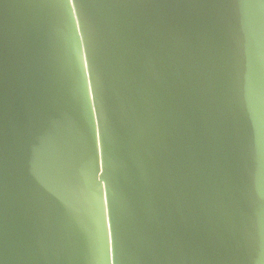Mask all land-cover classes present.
Here are the masks:
<instances>
[{"label":"water","instance_id":"obj_1","mask_svg":"<svg viewBox=\"0 0 264 264\" xmlns=\"http://www.w3.org/2000/svg\"><path fill=\"white\" fill-rule=\"evenodd\" d=\"M136 2L78 9L128 201L117 264H264V4ZM68 11L0 0L4 264H107Z\"/></svg>","mask_w":264,"mask_h":264},{"label":"snow or ice","instance_id":"obj_2","mask_svg":"<svg viewBox=\"0 0 264 264\" xmlns=\"http://www.w3.org/2000/svg\"><path fill=\"white\" fill-rule=\"evenodd\" d=\"M236 3L246 4L250 0H235ZM57 7L69 10L64 17V24L69 30L71 38L75 41L72 48L76 63V79L79 97L86 107L87 125L89 126L88 151L92 164L93 201L98 219L106 233L107 264H117L116 237L121 231V244L123 234L121 229L120 208L127 207L126 195L118 194L119 179L114 175V145L116 138L113 133L109 118V103L100 77L97 45L93 35V24L85 17L88 23V35H85L84 23L81 20L80 8L88 7H130L142 6L136 0H54ZM264 4V0H260ZM78 10V12H77ZM83 24L82 31L77 29L78 24ZM86 40L82 46L81 42ZM91 47V53H90ZM96 66L94 78L93 68ZM99 85V99L97 95ZM103 112V119H102ZM107 142V152H106ZM117 200L116 224L113 223V200ZM112 239H109V232ZM0 264H4L0 259Z\"/></svg>","mask_w":264,"mask_h":264}]
</instances>
